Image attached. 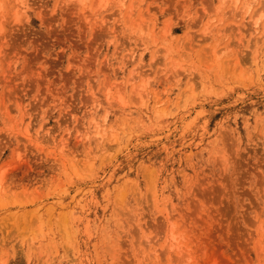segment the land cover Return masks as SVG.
<instances>
[{
  "label": "rangeland",
  "instance_id": "obj_1",
  "mask_svg": "<svg viewBox=\"0 0 264 264\" xmlns=\"http://www.w3.org/2000/svg\"><path fill=\"white\" fill-rule=\"evenodd\" d=\"M0 264H264V0H0Z\"/></svg>",
  "mask_w": 264,
  "mask_h": 264
},
{
  "label": "bare ground",
  "instance_id": "obj_2",
  "mask_svg": "<svg viewBox=\"0 0 264 264\" xmlns=\"http://www.w3.org/2000/svg\"><path fill=\"white\" fill-rule=\"evenodd\" d=\"M16 2H18V1H16ZM242 3V2H241ZM16 4V3H15ZM17 5V4H16ZM240 8H242V7H240ZM19 9V8H18ZM14 10V9H13ZM16 10H17V8H16ZM250 10V9H249ZM248 10V11H249ZM248 11H247V13H248ZM253 14V13H252ZM256 23H258L257 21H256ZM258 25V24H257ZM106 117V116H105ZM94 118V117H93ZM97 120V119H96ZM91 123H92V121H91ZM98 123V122H97ZM96 123V124H97ZM99 125V124H98ZM101 127V126H100ZM109 131V130H108ZM111 131V130H110ZM112 131H113V127H112ZM111 134H112V132H111ZM110 134V135H111ZM96 136V135H95ZM97 137V136H96ZM99 141H100V139H99ZM90 157V156H89ZM167 219V218H166ZM172 222V221H171ZM175 227V226H174ZM179 227V226H178ZM181 230H183V229H181ZM171 232V231H170ZM173 232V231H172ZM183 232H184V230H183ZM175 234V233H174ZM183 234H185V233H183ZM176 235V234H175ZM180 235V234H179ZM184 236V235H183ZM181 237V236H180ZM188 238V237H187ZM179 239V238H178ZM186 239V238H185ZM171 242V241H170ZM177 242V241H176ZM174 243V242H173ZM176 246V245H175ZM170 248V247H169ZM183 248V247H182ZM181 249V248H180ZM190 249V248H189ZM175 251H177V250H175ZM179 251V250H178ZM178 255H179V253H178ZM179 257V256H178Z\"/></svg>",
  "mask_w": 264,
  "mask_h": 264
}]
</instances>
